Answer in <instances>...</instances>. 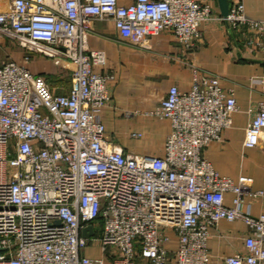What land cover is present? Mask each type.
Wrapping results in <instances>:
<instances>
[{"label":"built area","instance_id":"1","mask_svg":"<svg viewBox=\"0 0 264 264\" xmlns=\"http://www.w3.org/2000/svg\"><path fill=\"white\" fill-rule=\"evenodd\" d=\"M212 19L210 5L197 0H0L7 57L0 62V264H264V213L249 212L264 192L251 189V178L219 176L203 156L237 111L218 76L194 68L189 91L171 86L148 113L170 125L160 157L126 153L103 136L100 112L110 94L108 76L96 71L104 52L87 44L93 22L110 21L131 44L168 33L190 50L199 25ZM220 20L264 31L242 2ZM35 56L66 72L68 93L55 94L30 72ZM244 132L245 147L264 144L263 104ZM220 221L246 226L244 252L210 253V230ZM88 226L93 234L84 238ZM90 247L100 256L88 257Z\"/></svg>","mask_w":264,"mask_h":264},{"label":"crops","instance_id":"2","mask_svg":"<svg viewBox=\"0 0 264 264\" xmlns=\"http://www.w3.org/2000/svg\"><path fill=\"white\" fill-rule=\"evenodd\" d=\"M197 1L207 2L215 19L199 25L200 39L190 50L168 33L141 45L131 44L119 36L110 21L93 22L87 44L90 50L104 52L105 64L96 71L108 76L110 94L109 103L100 112L103 136L126 153L160 157L170 125L148 113L166 97L171 86L180 92L189 91L194 68L200 75H216L221 89L235 99L237 111L232 114L231 126L222 131L219 140L204 148L203 156L219 176L233 181L240 176L251 178V189L264 192V144L258 142L250 148L243 145L247 124L259 105H264V31L256 32L246 25L230 29L220 20L223 17L217 0ZM227 1L229 8L242 2L247 19L264 21V0ZM3 45L0 44V62L7 59ZM12 52L13 60L20 63V51L13 48ZM29 70L44 76L55 94L68 93L69 76L51 61L35 56ZM134 134L140 137H133ZM232 199L231 193L225 194V205L231 206ZM249 212L252 216L264 213V198L249 202ZM169 233L167 248L173 250L176 238ZM246 233L247 228L240 221H220L210 230L208 249L213 256L244 252L241 236ZM85 253L88 257L100 256L94 247L87 248ZM168 264H173L172 258Z\"/></svg>","mask_w":264,"mask_h":264},{"label":"water","instance_id":"3","mask_svg":"<svg viewBox=\"0 0 264 264\" xmlns=\"http://www.w3.org/2000/svg\"><path fill=\"white\" fill-rule=\"evenodd\" d=\"M219 12L222 17H226L228 10H229V4L227 0H217ZM93 234V230L91 226L86 227L82 230L81 235L84 238H88Z\"/></svg>","mask_w":264,"mask_h":264}]
</instances>
